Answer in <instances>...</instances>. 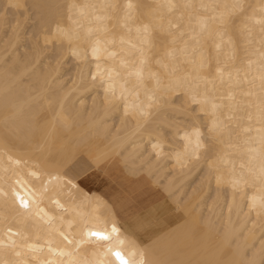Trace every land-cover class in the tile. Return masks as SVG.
Listing matches in <instances>:
<instances>
[{
	"label": "bare ground",
	"instance_id": "bare-ground-1",
	"mask_svg": "<svg viewBox=\"0 0 264 264\" xmlns=\"http://www.w3.org/2000/svg\"><path fill=\"white\" fill-rule=\"evenodd\" d=\"M261 52L264 0H0V264H264Z\"/></svg>",
	"mask_w": 264,
	"mask_h": 264
},
{
	"label": "crops",
	"instance_id": "crops-1",
	"mask_svg": "<svg viewBox=\"0 0 264 264\" xmlns=\"http://www.w3.org/2000/svg\"><path fill=\"white\" fill-rule=\"evenodd\" d=\"M133 198V202L139 208L134 216L143 214L145 211L153 206H157L164 200L161 192L151 186L141 189L140 191H136L133 194Z\"/></svg>",
	"mask_w": 264,
	"mask_h": 264
},
{
	"label": "snow or ice",
	"instance_id": "snow-or-ice-1",
	"mask_svg": "<svg viewBox=\"0 0 264 264\" xmlns=\"http://www.w3.org/2000/svg\"><path fill=\"white\" fill-rule=\"evenodd\" d=\"M133 7H134L133 4H131V3H128V4H127V8H128L129 10H131ZM144 32H145V33H148V32H149L148 26H145V27H144ZM144 42H145V43H150V40H147V39H146ZM97 51H98V49L94 48V49H93V55H95ZM260 55H261L262 64H264V52H261ZM143 63H144V61H141V64H142V65H143ZM135 75H136L138 78H141V79H142V78H143V68L138 69V70L136 71ZM261 87L264 88V75L261 76ZM261 140H262V142H264V136L261 137ZM22 203H23V202H22ZM23 206H24V207H27V204H26V203H23ZM112 231H113V232H117L118 229H117L115 226H113ZM90 235H91L92 237H96V238L101 239V240H105V241L108 240V235H107V233H105V232L93 231V232L90 233ZM114 255H115V256L117 257V259L120 261V264H128V262L123 258V256L121 255L120 252H115Z\"/></svg>",
	"mask_w": 264,
	"mask_h": 264
}]
</instances>
